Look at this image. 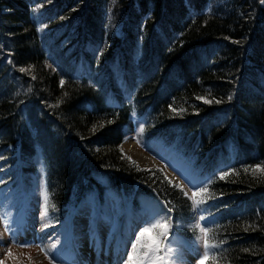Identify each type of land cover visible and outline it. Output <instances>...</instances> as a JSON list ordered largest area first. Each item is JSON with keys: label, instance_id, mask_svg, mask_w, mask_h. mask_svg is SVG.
Segmentation results:
<instances>
[{"label": "trees", "instance_id": "1", "mask_svg": "<svg viewBox=\"0 0 264 264\" xmlns=\"http://www.w3.org/2000/svg\"><path fill=\"white\" fill-rule=\"evenodd\" d=\"M135 120L139 147L190 174L198 207L124 153ZM258 166L264 0H0V187L42 169L51 223L115 206L125 237L155 208L200 253L198 213L217 264H264Z\"/></svg>", "mask_w": 264, "mask_h": 264}, {"label": "rangeland", "instance_id": "2", "mask_svg": "<svg viewBox=\"0 0 264 264\" xmlns=\"http://www.w3.org/2000/svg\"><path fill=\"white\" fill-rule=\"evenodd\" d=\"M141 129L143 122L135 120L134 123H130L126 127L128 136L124 142L133 140L138 149L149 154L158 164L143 166L123 150L124 153L143 169L162 170L172 184L192 199L193 191L189 184H192L193 179H190V174L180 167L177 161L175 168L171 165L166 166L160 157L153 156L149 151L139 147L137 138ZM41 166L43 168V165ZM45 196L48 202L42 169L34 185L24 187V184L19 182L13 184L10 190L0 187V262L2 264H132L129 255L132 254V246L140 231L156 220L165 218L155 208L143 211L139 222L131 225L130 234L122 237L117 229L119 227L117 208L114 206L112 209H106L108 213L104 212L99 221L87 216L82 222L71 218L64 230L61 223H51L48 214L44 215L45 208L47 207L48 212L49 206L45 202ZM201 217L203 218L197 213L198 220L195 219L191 225L195 226L197 221L202 220ZM172 236L174 233L170 226L169 234L164 241L165 247H170L173 252L169 264H199L204 252L202 239H197L200 253H187L175 246ZM199 236L202 238L203 234ZM9 252L11 255H8Z\"/></svg>", "mask_w": 264, "mask_h": 264}, {"label": "snow or ice", "instance_id": "3", "mask_svg": "<svg viewBox=\"0 0 264 264\" xmlns=\"http://www.w3.org/2000/svg\"><path fill=\"white\" fill-rule=\"evenodd\" d=\"M21 71L26 70L21 69ZM61 85H63V81H61ZM199 99H203L205 103L212 102L210 100L204 99L203 97H200ZM229 99H231V97H229ZM216 102L219 103V101ZM173 110L175 111V109ZM181 111H183V109H181ZM142 131L143 129H141V132ZM245 171H248V169H245ZM251 171L253 173L259 171L264 174V167L258 166L251 169ZM225 175H227V173H225ZM223 178L224 177L221 176V179ZM185 195H187V193H185ZM200 195L201 192L192 193L193 207H198L201 203H203L202 200L195 199ZM45 202L47 204V196H45ZM169 211H171V209H169ZM44 215L47 216V207L45 208ZM170 226V220L164 218L158 219L143 228L136 237L135 244L132 246V254L129 255V260L132 262V264H169L173 252L170 247H165L164 241L169 234ZM195 229H199V232L203 234L202 238L197 236V239H202L204 246V252L201 259L199 260V264H207L209 260L212 261V264H217L215 256L211 255V250L219 247L220 245L215 242H210V229L207 227H202L200 224H196L194 226V230ZM211 240L214 241V237H212ZM21 246L27 247V245ZM8 255H11V252H9ZM0 264H2V262H0Z\"/></svg>", "mask_w": 264, "mask_h": 264}, {"label": "bare ground", "instance_id": "4", "mask_svg": "<svg viewBox=\"0 0 264 264\" xmlns=\"http://www.w3.org/2000/svg\"><path fill=\"white\" fill-rule=\"evenodd\" d=\"M122 145H123V150L126 153H128L131 156V158L136 160L140 165L152 166L153 164H158V162L153 157L143 152L142 150L138 149L136 147V143L133 140H127Z\"/></svg>", "mask_w": 264, "mask_h": 264}]
</instances>
